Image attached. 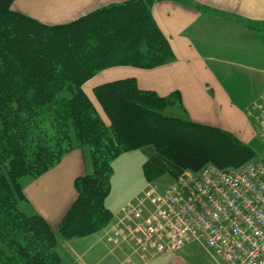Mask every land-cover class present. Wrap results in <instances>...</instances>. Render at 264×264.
<instances>
[{"label":"trees","instance_id":"trees-1","mask_svg":"<svg viewBox=\"0 0 264 264\" xmlns=\"http://www.w3.org/2000/svg\"><path fill=\"white\" fill-rule=\"evenodd\" d=\"M13 1L0 0V264H63L47 223L17 208L25 201L19 177L42 174L75 145L88 147L91 173L74 181L77 197L58 226L64 239L110 222L112 164L125 152H145L147 181L208 164L237 168L252 157L251 147L228 132L165 114L180 104L178 93L157 97L132 79L98 85L93 95L106 123L83 93L84 82L104 69H153L174 60L151 14L158 0L110 4L54 26L10 10Z\"/></svg>","mask_w":264,"mask_h":264},{"label":"crops","instance_id":"crops-1","mask_svg":"<svg viewBox=\"0 0 264 264\" xmlns=\"http://www.w3.org/2000/svg\"><path fill=\"white\" fill-rule=\"evenodd\" d=\"M128 0H14L10 10L48 26L63 25L110 4ZM155 1L152 17L167 39L174 60L153 68L118 66L102 70L82 85L98 108L93 89L133 79L141 91L165 98L180 95L181 105L168 113L228 132L244 144L254 128L245 114L264 92V0ZM180 115V116H178ZM128 153H124L126 156ZM116 161V160H115ZM91 173L89 149L75 145L53 168L38 178L21 180L27 212L57 227L76 198L74 180ZM134 199L135 196H132ZM126 200L117 211L131 199ZM106 202V201H105ZM106 231L58 243L64 264H136L131 249Z\"/></svg>","mask_w":264,"mask_h":264},{"label":"built area","instance_id":"built-area-1","mask_svg":"<svg viewBox=\"0 0 264 264\" xmlns=\"http://www.w3.org/2000/svg\"><path fill=\"white\" fill-rule=\"evenodd\" d=\"M253 106L264 140V93ZM144 195L152 204L148 216L135 197L111 227L120 241L148 254L143 257L198 241L226 264H264L263 162L183 171L163 192L149 185Z\"/></svg>","mask_w":264,"mask_h":264},{"label":"rangeland","instance_id":"rangeland-1","mask_svg":"<svg viewBox=\"0 0 264 264\" xmlns=\"http://www.w3.org/2000/svg\"><path fill=\"white\" fill-rule=\"evenodd\" d=\"M255 29H257L259 32H261L260 33L261 35L264 34V26L263 25L262 26L256 25ZM116 67H118V66H116ZM110 68H112V67H110ZM135 85H136V82H135ZM81 89H82V86H81ZM149 92H151V91H149ZM258 99H259V97L254 102H252L247 108H245L246 117L248 118L250 124L254 128V134H253L254 137L252 139L253 141L250 142V145L247 144L249 147H251V149L253 151V155L245 163L259 162V161L264 163V140L261 139L258 135L259 126L255 122V119H254V115L256 114V111L258 110V108L254 107L253 104ZM95 101H96V99H95ZM96 103H97V101H96ZM97 105H98V108H96L94 106L95 110L99 114L101 120L104 123H106L107 119L105 118L104 113L101 110L98 103H97ZM180 105H181V102L179 104L178 102L174 101V103L171 106L166 107V109L164 110V113L168 115L169 112H171L172 110L173 111L175 110L174 107H176V106L180 107ZM169 116H170V114H169ZM178 116H180V115H178ZM41 127L44 129L45 128L47 129L46 130L47 135H48V133L50 134V131L48 130V127L46 124L41 125ZM0 128H1V124H0ZM47 140H49V139L47 138ZM125 153H128V154H126V156H123L124 153L121 154L119 157H117L115 159L116 161L114 160V162L112 164V173L110 176V190H109L107 197L105 198V201H106L105 207L109 208L111 211H115L126 200L132 198V196H135L136 198H140L142 200L143 209H142L141 215H142V217H146V216H148L149 211H151L150 209L152 206L150 200L144 195V193L147 191L148 186L152 185L159 192H163L165 189H167L176 180V178L178 176H181L182 173H177V174L176 173H164V174H159L158 176H156L155 175L156 173H155L153 175V176H155L154 179L152 181H150V180L147 181L145 174L143 172V164L147 159V155L145 154V152L142 150H135V151L125 152ZM58 162L56 164H58ZM55 165H53L51 168H53ZM208 165H211V164H208ZM51 168H49V169H51ZM48 170H46V171H48ZM45 172H43L42 174H44ZM42 174H40L38 176H29V175L23 176V175H21L19 177V184L21 186V180L24 177L35 179V178H38L39 176H41ZM73 185H74V183H73ZM21 189H22V186H21ZM22 194H23V192H22ZM76 197H77V192H76ZM24 199H25V197H24ZM132 200H133V198L131 199V201ZM25 201H26V199H25ZM25 201L18 202L17 208L20 211H22L23 213H25L26 215H32V214L27 212L28 210L25 208V206L23 204V202H25ZM127 204H128V202L126 204H124L123 207H125ZM123 207H121L117 211V213H115V215H112V213L109 211L112 215V218H111L110 222L102 230L106 231L108 234H110V236L115 235L114 232L111 231V227L116 222L119 221L117 218L119 217ZM47 225L49 226L48 223H47ZM50 229L56 237V241H57L56 250H57V252H58V243L69 241V240H76V239H64V238H62L58 234V227H57L56 231H53L51 227H50ZM102 230H100V231H102ZM100 231H98V232H100ZM110 236H109V238L107 236V238L110 239ZM83 238H85V237H83ZM78 239H81V238H78ZM120 242L123 243L124 245H127L131 249V254H133L135 256V259H136L135 263L136 264H226L221 258L216 256L212 250L206 248L203 243L198 242V241L189 242V243L185 244L183 247H180L178 249L163 250L160 254H158L157 256H154V257H143V256H147L148 254L143 252V255H142L139 252L140 250L137 247L133 246L132 244L125 242L123 240Z\"/></svg>","mask_w":264,"mask_h":264}]
</instances>
